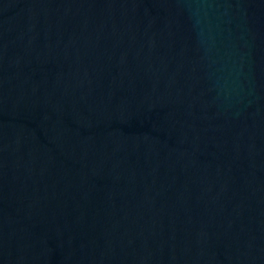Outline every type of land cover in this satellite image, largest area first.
Instances as JSON below:
<instances>
[{
  "label": "water",
  "instance_id": "obj_1",
  "mask_svg": "<svg viewBox=\"0 0 264 264\" xmlns=\"http://www.w3.org/2000/svg\"><path fill=\"white\" fill-rule=\"evenodd\" d=\"M0 264H264V0H0Z\"/></svg>",
  "mask_w": 264,
  "mask_h": 264
}]
</instances>
